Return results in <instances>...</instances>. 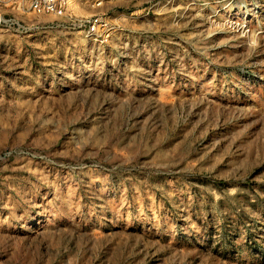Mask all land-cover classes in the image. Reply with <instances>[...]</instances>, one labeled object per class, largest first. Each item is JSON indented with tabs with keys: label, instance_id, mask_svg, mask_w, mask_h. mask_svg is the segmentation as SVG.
<instances>
[{
	"label": "rangeland",
	"instance_id": "374dc122",
	"mask_svg": "<svg viewBox=\"0 0 264 264\" xmlns=\"http://www.w3.org/2000/svg\"><path fill=\"white\" fill-rule=\"evenodd\" d=\"M30 1L0 0V264H264V0Z\"/></svg>",
	"mask_w": 264,
	"mask_h": 264
},
{
	"label": "built area",
	"instance_id": "2783aa9c",
	"mask_svg": "<svg viewBox=\"0 0 264 264\" xmlns=\"http://www.w3.org/2000/svg\"><path fill=\"white\" fill-rule=\"evenodd\" d=\"M30 10L37 15H48L52 14L55 16H63L64 15V7L62 5L61 0H31L29 4ZM89 30H94L95 25L98 22V18H90L87 20H83ZM0 25L2 26H11L16 29H23V26L19 24L18 21L11 18H4V16L0 15Z\"/></svg>",
	"mask_w": 264,
	"mask_h": 264
},
{
	"label": "crops",
	"instance_id": "0c3cea01",
	"mask_svg": "<svg viewBox=\"0 0 264 264\" xmlns=\"http://www.w3.org/2000/svg\"><path fill=\"white\" fill-rule=\"evenodd\" d=\"M9 3H12V12H16V14L20 13V10H23L24 6L22 5V0H8ZM10 9V10H11Z\"/></svg>",
	"mask_w": 264,
	"mask_h": 264
}]
</instances>
